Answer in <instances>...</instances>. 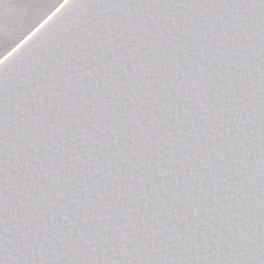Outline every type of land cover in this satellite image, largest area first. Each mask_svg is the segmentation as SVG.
Listing matches in <instances>:
<instances>
[{
	"label": "snow or ice",
	"instance_id": "1",
	"mask_svg": "<svg viewBox=\"0 0 264 264\" xmlns=\"http://www.w3.org/2000/svg\"><path fill=\"white\" fill-rule=\"evenodd\" d=\"M0 264H264V0H0Z\"/></svg>",
	"mask_w": 264,
	"mask_h": 264
}]
</instances>
